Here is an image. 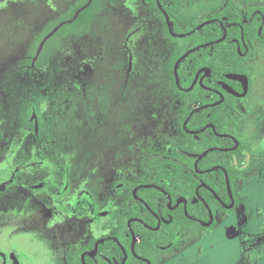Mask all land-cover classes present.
<instances>
[{
    "label": "rangeland",
    "instance_id": "obj_1",
    "mask_svg": "<svg viewBox=\"0 0 264 264\" xmlns=\"http://www.w3.org/2000/svg\"><path fill=\"white\" fill-rule=\"evenodd\" d=\"M8 1L0 7V138L6 137L0 141V167L13 166L20 173L17 179L0 177V264H54L49 256L86 233L78 227L79 216H69L79 189L88 188L101 199L113 177L131 184L139 177L144 156L176 145L180 131L174 130L176 114L165 99L167 91L161 97L156 93L165 81L163 44L148 50L147 33L136 35L134 18L111 17L101 32L71 44L72 58L58 57L40 70L26 71L22 65L31 59L24 57L29 23L25 3H33L26 7L32 10L30 20L38 23L36 3L41 0L0 3ZM57 11L48 12L47 19L58 18ZM249 68H255V75L245 101V137L255 160L249 176L238 185L237 212L217 217V224L206 232H187L181 249L156 254L157 264H241L244 258L246 264H264V52L256 54ZM62 83H76L74 101L66 118L58 117L54 123L52 149L36 167L51 169L50 175L32 178L23 168L35 161L38 142L25 114L58 115L50 90ZM43 84H49L44 91ZM61 165L65 188L59 205L55 180H48Z\"/></svg>",
    "mask_w": 264,
    "mask_h": 264
},
{
    "label": "flooded vegetation",
    "instance_id": "obj_2",
    "mask_svg": "<svg viewBox=\"0 0 264 264\" xmlns=\"http://www.w3.org/2000/svg\"><path fill=\"white\" fill-rule=\"evenodd\" d=\"M54 1H59V0H54ZM80 1L81 0H71L69 4L65 2L63 3L61 1H59L60 2L59 4H56L58 2L52 3L51 0H46L45 2L41 0L37 2L36 3L37 16L39 19L41 18L40 20L38 19L39 20L38 23L30 20L29 17L31 15L32 10L26 7V4H33V3L31 2L25 3V11H26L25 16L28 15L29 20L27 19V17H26V20H28L29 23L27 25L25 23V30L27 31V34H25V49H24L25 56L24 57L30 58L31 61L28 60L24 65H22V68H23L22 70H26V71L32 70L35 72L36 70H40L43 67H45V65L48 64L50 60H54L62 56L66 58H72V54L75 52L72 50V47H70L71 44L75 43L78 39L89 38V37L95 36L98 32H101L107 26L108 20L111 17L134 18L136 20V23L138 24L136 35L147 33L145 43L148 44V46L146 47L148 50H150L151 47L156 46L158 43L163 44V49L161 50L160 54L164 55L165 57L164 71H163V78L165 79V81L161 80V83L158 84L157 86L158 89L156 93L159 94L161 97L162 94H164L163 91L164 90L167 91L168 97L165 99H168L170 101L171 111L175 112L176 114L174 116L175 118L174 130L176 132V129L178 128V130L180 131V137L176 140L177 141L176 145L174 146L168 145L167 147L161 150L148 152L144 156V158L147 155L152 154V153H156V154L157 153L158 154L170 153L173 147L177 148L178 144L181 143L182 138H183L181 128H183L184 130L188 132L194 133V134H198L199 132L204 131L209 128L216 136H220V137L225 136L233 140L234 144L232 146H229V147L212 146L204 150L206 151V153L214 149H219V150H224V151L234 150L239 145V140L237 139L236 135L240 136L242 141L247 146H249L251 149V160L252 161H251V164H250V167L247 173L244 175H241L238 178L236 186H235V195L232 192L230 181H229L231 194L234 199L233 206L231 208L224 207V204L229 205L231 203L230 193H229L230 203H225L224 201L221 200V198L215 193L213 189L212 190L214 192L209 189L210 187L207 184L201 183V184H204L206 188L209 187L208 189L213 194L214 193L216 194V195L214 194V196L216 197L217 200L220 201V203L222 204L224 208L231 210L229 211V213L233 211L237 212V207H238V204L240 203L238 185L241 180L249 176V174L251 173V169L254 165V160H255L253 158L255 151L252 145L248 143L245 137L248 119L245 116L244 112L248 110L247 109L248 105L246 104L245 101L251 96V93L253 90L254 75H255L254 70L255 68H257V66H255L253 71H251V68H249V63L255 58L257 53L260 54L264 52V0H105L103 3H98L95 6V9H98L96 13H90V15H88V18L84 22L83 20H81L80 26H78L77 24H73L74 20L71 23L67 22L61 25L58 28V30L44 42L41 50L38 51L39 44L41 43L43 38L58 24L68 19H71L76 13V11L80 7H82L84 4H86L89 0H87L83 5L78 6V3ZM92 1L94 0H91L90 4L92 3ZM7 3H9V1L6 3H0V7L1 6L3 7ZM178 3H180L181 8L185 10L186 14L193 13V17L195 19L194 21H200L194 26L192 30H189L187 32L184 30H180V31L173 30V27L170 21V16L173 15L174 6H178L179 5ZM54 8L58 10L57 11L58 13L61 12L58 18L56 19L48 18L47 19L48 12H50L49 15H51V12L54 11ZM71 12L72 14L71 16H69ZM93 14H95L94 17H93ZM187 22H189V20H187ZM212 23L214 26L218 25L223 29V35L225 34V38L223 40L229 39L235 45L236 47L235 51L238 56L236 60L237 66L231 68V70L222 71L221 63H219L218 68L221 71L217 72L216 86H209L205 84L204 80L208 78L209 76H211L212 72H211L210 67L201 66L194 74L191 84L196 79L193 87L196 84H198L205 90L212 91L215 94L219 95L220 97L219 99H216L212 102H207L201 105L197 104L194 106L192 111L194 113L204 108L220 105L225 100V96L222 93V89H223L228 94H231L232 96L236 97L232 100H229L230 109L231 110L234 109L235 110L234 112L237 115H239L241 119L240 128L235 127V126L232 127V129L234 130V133L218 132L216 129V125L211 122L206 123L199 130H196V131L187 130L186 124H187L189 117L193 114V113L191 114L192 111H190L189 116L186 117V119L182 122V125H180V121H181L180 108L183 107L186 103H185V100H182V98L178 95L177 91L174 89L173 84L169 81L168 66H169V63H170V60L173 54L177 51L178 41L176 39L184 38L187 35L192 34L195 30H198L201 27L208 25V24H212ZM67 24H71V25L65 27ZM227 27L231 28L230 36L228 35ZM237 27L239 28L238 33H237ZM190 31L191 33L187 34ZM33 32L35 33L33 34ZM180 34H186V35L180 36ZM222 36L218 38H214L212 40L208 39L209 37L208 38L204 37V39H206V40H203L204 42L194 47H191L188 50L197 47L195 50L190 52L192 53L196 51L197 49L208 47L215 43H219L223 40H220V41H217V40H219ZM65 45L67 47H65ZM220 51H221V48L219 47L216 50V53ZM182 55H180L179 57H181ZM40 56L42 58L41 63L36 65V60H38ZM174 65H173V74H174ZM225 79L232 81L231 84L227 83ZM174 81H175L174 84L176 85L178 90L189 91L193 89V87L191 89H188L191 86V84L186 88L180 86L178 83V78H177V81L175 80V75H174ZM233 81H235L236 83H233ZM48 86L49 84H43L42 85L43 91L47 89ZM76 86H77L76 83L75 84L74 83H67V84L62 83V84H56L54 88L50 90V91H53L54 101L55 103L57 101L58 106H59L58 115H53L51 114L50 111H47L46 115L43 117L42 116L36 117L35 116L36 114L33 111L28 116L27 114H25V121L26 120L29 121V126L31 127V130H32L31 123L35 125L36 130L38 129L37 124H38L39 119L43 121H52L56 123V121L58 120V117L60 118V117L65 116L66 118V116L68 115V110L70 109L74 101L73 99L74 96H72L71 92L75 90ZM42 88L38 89V91L39 90L41 91ZM27 91L30 92L28 87H27ZM62 98L63 100H61ZM153 121H154V118H153ZM185 121L186 123L184 124ZM155 123L157 124L158 120ZM254 125H256L255 122H254ZM50 134H53V133L51 132ZM34 136L36 137L35 134ZM5 138L6 137L2 136L0 138V141L2 142ZM252 139H254L256 142L258 141V139H256L255 136H253ZM36 140L38 142V146L34 149L35 151L33 152L35 161L33 163L29 162V164L26 163L25 168H23V170H25V174L30 173V176L32 178H38L40 177L39 176L40 174L42 175L46 174L48 176L51 173V169L48 170L47 168L45 169L44 167H42L39 170V168H36V167L40 165L39 163L40 161H43V163L45 162L46 160L45 154H47V152L52 149V146L50 147V143H49L48 147H44L41 145L37 137H36ZM53 140H54V137L52 141ZM165 145L167 144H164V146ZM7 146L8 145H6L5 143L3 144V148ZM142 161H141V164H142ZM194 166H195V163H194ZM213 167L214 169L222 168L221 166H218V165H215ZM213 167H210L209 169L198 170V172L200 171V173H206L210 170H213L212 169ZM4 169L5 170H2V168L0 167V177L6 176L7 178H10L11 176H13L16 179L18 178L17 175L20 172L19 170L15 171L13 166L9 167L7 165ZM222 169L225 174L226 170L224 168ZM62 171H63L62 165H61V168H57L56 166L54 168L53 175L48 180L49 183L50 181L55 180V183L52 185L54 186L53 190H56L60 196L57 199L58 200L57 203L59 205L62 202L63 190L65 188V184L62 180L64 176ZM141 173H142V169L140 166L139 177L137 178V180L140 178ZM227 176H228V173H227ZM228 179H229V176H228ZM59 180H61V183H59ZM137 180L131 181V184L129 185H125L126 182L124 179L113 177L112 179L109 180L110 181L109 191L105 194V196H101V199H97L96 197H98L99 195L95 196L94 193L92 194L88 188L79 189V192H77L75 197L71 200L70 205L72 208L69 213V216L70 214L71 216H74V217L79 216L80 222L78 223V227L86 231V233L81 238L80 241L79 240L74 241L73 244L70 247L66 248L63 252H58V253L56 252L53 256H49L48 258L51 259L50 261H53L54 264H58V263L59 264L60 263L61 264H72L76 256H78L79 254V259L81 261V264H87L86 257L87 256L94 257L98 251L100 243L106 240H112L118 244V246L120 247L124 255L120 264H125L128 258V253L126 249L124 248V246L122 245V243L120 242V239H122V237L126 235V237H130V241H131L130 250L133 255H135L136 257L140 259H143L146 262V264H157L156 254L159 252L165 251V250H169L167 248L171 247V245L170 244L165 245V246L156 245L157 250L154 251L152 254V258L154 260V263H153L150 259L137 255L134 250L135 243L138 242L140 238L138 235H136L134 230L131 228L130 223L131 221H134V220L143 223L142 219L135 218V217L130 218L128 220V232L124 231L123 218L125 216L127 197L129 193H131L135 199L142 201L145 204V206L148 208V210H151L149 206L144 202V200L140 198L139 196H137L136 194L137 189L141 187V184H135ZM6 182L9 184V181L6 180ZM201 184L199 185L200 187H201ZM226 185H227V182H226ZM131 186H133V188H131ZM180 199H184V198H180ZM199 199H201V197ZM177 202L175 203L174 206H171L172 202L169 201V204H168L169 208L173 209L177 207L180 203H182V202L180 203H177ZM182 204L184 206V203ZM186 205H187V200H186ZM209 209L210 208L208 207V210ZM222 214H225V213L218 214L215 218L221 216ZM156 217L158 218L157 226L152 227L147 224H145V226L149 229L157 230V228H159V226L161 225L162 221L157 215ZM213 221H214V216H213L212 222ZM212 222L209 225H205V223L207 222H202V224L204 226H210ZM237 228H238V224L236 226V229ZM117 234L119 235L121 234L122 237H120ZM91 244H93L92 247H90ZM125 253H126V258H125ZM244 259L241 261V264H246Z\"/></svg>",
    "mask_w": 264,
    "mask_h": 264
},
{
    "label": "trees",
    "instance_id": "obj_3",
    "mask_svg": "<svg viewBox=\"0 0 264 264\" xmlns=\"http://www.w3.org/2000/svg\"><path fill=\"white\" fill-rule=\"evenodd\" d=\"M87 0H81L78 6L83 5ZM105 0H94L92 3L82 10L73 24L81 25V20L86 21L88 12L96 13L98 9L95 6L98 3H103ZM174 6L173 15L170 16V21L174 31H189L200 21H194L193 13L186 14L181 8L180 3ZM89 10V11H88ZM159 12V11H158ZM72 12L69 16H71ZM95 14H93L94 17ZM189 20V22H187ZM71 23V22H70ZM67 24L65 27L70 26ZM228 35L230 36L231 28L227 27ZM239 28L237 27V33ZM223 35V29L212 24L205 25L192 34L184 38L176 39L178 42L177 51L173 54L169 66L168 75L169 81L173 84L178 95L185 100V105L180 108V125L189 116L190 111L194 106L212 102L219 99V95L212 91L205 90L200 85L196 84L189 91L178 90L174 84L173 65L177 58L186 50L194 47L202 42L204 37L208 39L218 38ZM207 39V40H208ZM221 51L216 53L218 48ZM235 45L225 39L211 46L197 49L190 53L185 58L181 59L177 66L178 83L180 86L188 87L194 74L201 66L211 68V76L204 80L206 85L216 86L217 72L221 71L218 64L221 63L222 71L231 70L237 66V53ZM41 56L36 60V65L41 63ZM226 80V79H225ZM231 84L232 81L226 80ZM233 83H236L233 81ZM240 90V89H239ZM225 100L218 106L204 108L194 112L188 119L186 129L196 131L202 128L206 123L211 122L216 125L218 132H231L233 126L240 128L241 119L234 109H230L229 100L236 97L228 94L222 89ZM32 131L42 146L48 147L53 136L50 134L54 127L52 121H38V129L31 123ZM183 138L177 148H172L170 153L147 155L141 164L142 173L135 184H141L137 189L136 194L144 200L151 210L145 204L133 197L129 193L127 197V205L125 210L124 231L128 232V220L130 218H140L142 222L131 221L130 226L139 236V241L135 243L134 250L137 255L150 259L153 263L152 254L157 250L156 245H171L167 248H182L181 238L189 231L197 230L206 232L216 225V216L221 213L231 211L222 206L214 194L205 186L198 189L201 199H196V188L201 184H207L225 203H230V196L226 185V178L222 168H224L229 176V181L233 194L235 195V186L238 178L247 173L251 164V149L236 135L239 140V145L231 151L214 149L208 151L202 158L197 161V168L194 163L204 150L212 146L229 147L232 146L233 140L229 137L216 136L211 129H206L194 134L181 128ZM215 165L222 168H215L206 173H200L198 170L209 169ZM152 185V186H151ZM133 188V186H131ZM184 198L187 200L186 210L180 203L177 207L170 209L169 201L174 206L178 199ZM211 209L214 221L210 226H204L202 222H208ZM161 219V225L157 230L149 229L145 224L155 227L158 223V218ZM202 221V222H201ZM119 235V234H117ZM122 237V235H119ZM124 237V238H123ZM120 242L128 253V258L125 264H146L143 259H140L132 254L130 250V237L123 236ZM91 244L90 247H92ZM123 253L118 244L112 240H106L99 244V248L94 257L87 256V264H120L123 258ZM72 264H81L79 254L76 256Z\"/></svg>",
    "mask_w": 264,
    "mask_h": 264
},
{
    "label": "water",
    "instance_id": "obj_4",
    "mask_svg": "<svg viewBox=\"0 0 264 264\" xmlns=\"http://www.w3.org/2000/svg\"><path fill=\"white\" fill-rule=\"evenodd\" d=\"M90 2H91V0H89L86 4H84L82 7H80L77 11H76V13L74 14V16L71 18V19H68V20H66V21H63V22H61L60 24H58L56 27H54L44 38H43V40L41 41V43L39 44V47H38V51H40L41 50V48H42V46H43V44H44V42L51 36V35H53L57 30H58V28L61 26V25H63V24H65V23H70V22H72L77 16H78V14L83 10V9H85L89 4H90ZM201 26V25H200ZM199 26V27H200ZM191 33V31L190 32H188L187 34H190ZM184 35H186V34H180V36H184ZM225 38V34L219 39V40H217V41H220V40H223ZM197 47H195V48H193V49H190V50H188V51H186L181 57H179L178 59H177V61L175 62V65H174V75H175V80L177 81V66H178V63L180 62V60L181 59H183L184 57H186L191 51H193V50H195ZM37 51V52H38ZM195 81H196V79L193 81V83L191 84V86L188 88V89H191L192 87H193V85L195 84ZM221 101V100H220ZM220 101H218V102H220ZM193 113V111L191 112V114ZM186 123V121L184 122V124ZM236 147V146H235ZM234 147V148H235ZM231 149H233V148H231ZM206 153V151H204L201 155H199L198 156V158H197V160L195 161V168H197V161L204 155ZM212 169H214V167L212 168ZM200 172V171H199ZM225 176H226V182H227V187H228V190H229V193H230V196H231V203L229 204V205H227V204H224V207H226V208H231L232 206H233V204H234V199H233V196H232V194H231V190H230V185H229V179H228V176H227V172L225 171ZM201 186H204V184H201ZM199 187L200 186H198L197 187V189H196V199L194 200V201H196L197 199H199L200 198V195H199V193H198V189H199ZM209 188V187H208ZM211 191H213L211 188H209ZM214 192V191H213ZM215 194V193H214ZM216 195V194H215ZM180 202H182V203H184V210H185V213L187 214V210H186V200L185 199H179L178 200V202L177 203H180ZM209 213H210V220H209V222H207V223H205V225H209L211 222H212V219H213V215H212V213H211V210L209 209ZM125 258H126V253H125Z\"/></svg>",
    "mask_w": 264,
    "mask_h": 264
}]
</instances>
